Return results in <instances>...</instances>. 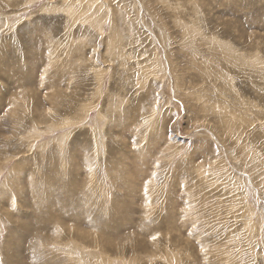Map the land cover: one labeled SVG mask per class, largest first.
<instances>
[{"label":"rangeland","instance_id":"rangeland-1","mask_svg":"<svg viewBox=\"0 0 264 264\" xmlns=\"http://www.w3.org/2000/svg\"><path fill=\"white\" fill-rule=\"evenodd\" d=\"M7 262L264 264V0H0Z\"/></svg>","mask_w":264,"mask_h":264},{"label":"bare ground","instance_id":"bare-ground-1","mask_svg":"<svg viewBox=\"0 0 264 264\" xmlns=\"http://www.w3.org/2000/svg\"><path fill=\"white\" fill-rule=\"evenodd\" d=\"M71 220H73L74 223H75L76 220H77V217L75 218V216H72V215H71V216L65 218V221H71ZM65 221H64V222H65ZM14 223H15V222H14ZM38 224H39L40 226L42 225V227H43V224H44V223L40 221ZM21 225H22V224H21ZM39 225H38V227H39ZM19 227H20V226H19ZM64 227H65V226H64ZM15 230H17V229H15ZM21 230H22V229H21ZM26 230H27V229H26ZM26 230H25V231H26ZM19 231H20V230H19ZM28 231H29V229H28ZM22 232H23V231H22ZM23 233H24V232H23ZM19 234H20V232H19ZM104 237H105V236H104ZM103 245H104V244H103ZM5 255H6V254H5ZM10 258H11V257H10ZM3 262H5V261H3ZM7 263L9 264L10 262H7Z\"/></svg>","mask_w":264,"mask_h":264}]
</instances>
